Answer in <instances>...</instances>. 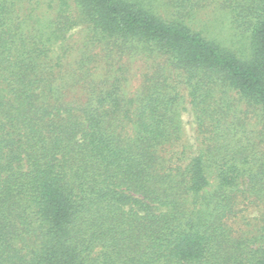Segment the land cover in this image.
<instances>
[{
  "label": "trees",
  "instance_id": "1",
  "mask_svg": "<svg viewBox=\"0 0 264 264\" xmlns=\"http://www.w3.org/2000/svg\"><path fill=\"white\" fill-rule=\"evenodd\" d=\"M0 264H264V0H0Z\"/></svg>",
  "mask_w": 264,
  "mask_h": 264
},
{
  "label": "rangeland",
  "instance_id": "2",
  "mask_svg": "<svg viewBox=\"0 0 264 264\" xmlns=\"http://www.w3.org/2000/svg\"><path fill=\"white\" fill-rule=\"evenodd\" d=\"M80 37H82V35H80L79 31L77 29L73 30L69 35H68V45L72 47L71 50V54H69L67 61L71 62V59L77 55V51H76V46L77 44H79L80 42ZM74 46V47H73ZM73 53V54H72ZM139 64V63H138ZM136 63H129V65L131 66L132 71L131 73V77L129 79V92L133 93V91L137 88V85L139 84L137 80L140 79V73L142 68ZM67 65V64H66ZM69 65V63H68ZM188 109H189V105H188ZM182 120H183V125H184V131L186 134V137H192L194 134V122H193V116L191 114V112L188 111H184L182 114ZM255 211H251L249 212V215H254Z\"/></svg>",
  "mask_w": 264,
  "mask_h": 264
}]
</instances>
